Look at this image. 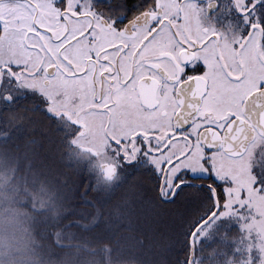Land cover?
Masks as SVG:
<instances>
[{
    "label": "snow or ice",
    "instance_id": "6c2138e0",
    "mask_svg": "<svg viewBox=\"0 0 264 264\" xmlns=\"http://www.w3.org/2000/svg\"><path fill=\"white\" fill-rule=\"evenodd\" d=\"M0 264H264V0H0Z\"/></svg>",
    "mask_w": 264,
    "mask_h": 264
},
{
    "label": "rangeland",
    "instance_id": "374dc122",
    "mask_svg": "<svg viewBox=\"0 0 264 264\" xmlns=\"http://www.w3.org/2000/svg\"><path fill=\"white\" fill-rule=\"evenodd\" d=\"M20 211H23V209H19Z\"/></svg>",
    "mask_w": 264,
    "mask_h": 264
}]
</instances>
